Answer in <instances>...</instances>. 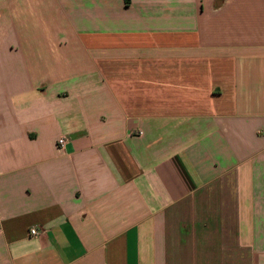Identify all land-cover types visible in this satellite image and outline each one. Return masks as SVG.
Segmentation results:
<instances>
[{
  "label": "crops",
  "instance_id": "0c3cea01",
  "mask_svg": "<svg viewBox=\"0 0 264 264\" xmlns=\"http://www.w3.org/2000/svg\"><path fill=\"white\" fill-rule=\"evenodd\" d=\"M0 264H264V0H0Z\"/></svg>",
  "mask_w": 264,
  "mask_h": 264
},
{
  "label": "built area",
  "instance_id": "2783aa9c",
  "mask_svg": "<svg viewBox=\"0 0 264 264\" xmlns=\"http://www.w3.org/2000/svg\"><path fill=\"white\" fill-rule=\"evenodd\" d=\"M67 144V139L65 137L60 138L58 141V145L61 149H64L66 147ZM31 236L37 237L39 236V231L36 228H33L30 232Z\"/></svg>",
  "mask_w": 264,
  "mask_h": 264
}]
</instances>
